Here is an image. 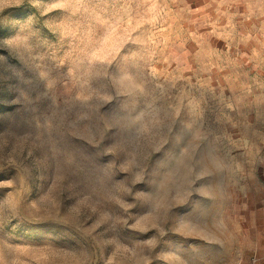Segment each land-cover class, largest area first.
<instances>
[{
    "label": "rangeland",
    "instance_id": "1",
    "mask_svg": "<svg viewBox=\"0 0 264 264\" xmlns=\"http://www.w3.org/2000/svg\"><path fill=\"white\" fill-rule=\"evenodd\" d=\"M235 219L264 252V0H0V264H235Z\"/></svg>",
    "mask_w": 264,
    "mask_h": 264
},
{
    "label": "crops",
    "instance_id": "2",
    "mask_svg": "<svg viewBox=\"0 0 264 264\" xmlns=\"http://www.w3.org/2000/svg\"><path fill=\"white\" fill-rule=\"evenodd\" d=\"M238 223V220L235 219V264H248V257L251 251L256 247V243L254 241L255 237L249 238L247 236H244V233L241 230L239 231V229H237ZM262 253L255 252L252 255H260Z\"/></svg>",
    "mask_w": 264,
    "mask_h": 264
},
{
    "label": "built area",
    "instance_id": "3",
    "mask_svg": "<svg viewBox=\"0 0 264 264\" xmlns=\"http://www.w3.org/2000/svg\"><path fill=\"white\" fill-rule=\"evenodd\" d=\"M248 264H264V253L252 255Z\"/></svg>",
    "mask_w": 264,
    "mask_h": 264
}]
</instances>
